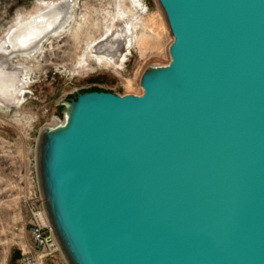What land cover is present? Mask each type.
Returning <instances> with one entry per match:
<instances>
[{"label":"water","instance_id":"water-1","mask_svg":"<svg viewBox=\"0 0 264 264\" xmlns=\"http://www.w3.org/2000/svg\"><path fill=\"white\" fill-rule=\"evenodd\" d=\"M141 93L74 90L36 172L66 264H264V0H156Z\"/></svg>","mask_w":264,"mask_h":264},{"label":"rangeland","instance_id":"rangeland-1","mask_svg":"<svg viewBox=\"0 0 264 264\" xmlns=\"http://www.w3.org/2000/svg\"><path fill=\"white\" fill-rule=\"evenodd\" d=\"M37 1L0 0V35L18 12L31 10ZM76 1L80 2L75 11L76 27L60 32L59 38L48 36L42 41L54 46L47 50L45 61L31 63L37 66L36 77L26 88V98L15 105L12 113L0 109V124L20 133L10 140L0 137V264H66L61 253L44 256L35 246L27 224L32 207L15 179L25 159L33 157L30 151L39 133L63 122L62 102L71 98L74 90L92 88L139 95L143 71L169 61L167 50L172 37L156 0H129L131 14L121 6V0ZM120 19L127 33L114 66L106 59L95 58L92 46L108 32L111 34ZM142 36L146 38L140 45Z\"/></svg>","mask_w":264,"mask_h":264},{"label":"bare ground","instance_id":"bare-ground-1","mask_svg":"<svg viewBox=\"0 0 264 264\" xmlns=\"http://www.w3.org/2000/svg\"><path fill=\"white\" fill-rule=\"evenodd\" d=\"M128 3L129 0L120 1L121 6L131 14L133 9ZM78 5L80 2L76 0H38L31 10L18 12L11 22L5 25L2 35H0V109H11L14 105L19 104L20 99L16 98L17 84L13 77L15 70H21L23 75L24 73L28 75L29 64L45 61L47 50L54 45L49 41L43 44L42 41L48 36L55 37L57 35L56 37L59 38L62 34L75 28V11L78 10ZM151 23L152 18L147 24ZM114 26L116 28H113L114 31L111 34L108 32L106 38L104 37L101 41L95 40L97 42H94L95 44L92 46L95 58L97 57L99 60L109 58L112 61L118 59L127 32L121 19ZM152 32L156 33L154 29ZM76 35L74 34L73 37ZM145 38L144 36L140 38V45H143ZM32 69L35 71L37 66L33 64ZM139 89L141 90L140 87ZM14 116L16 118V115ZM14 120L18 122L17 119ZM3 130L7 131V135ZM1 135L10 140L11 136L17 137L20 133L16 129H7L0 124V137ZM44 221L47 223L46 218Z\"/></svg>","mask_w":264,"mask_h":264},{"label":"built area","instance_id":"built-area-1","mask_svg":"<svg viewBox=\"0 0 264 264\" xmlns=\"http://www.w3.org/2000/svg\"><path fill=\"white\" fill-rule=\"evenodd\" d=\"M34 155L30 159H25L26 166L19 169L17 177H15L17 184L25 191L27 200L31 204V216L28 221V228L35 246L40 250L44 256H52L60 253L58 243L53 235L51 227L43 220L46 217L43 199L41 197L37 172H36V146L31 149Z\"/></svg>","mask_w":264,"mask_h":264},{"label":"flooded vegetation","instance_id":"flooded-vegetation-1","mask_svg":"<svg viewBox=\"0 0 264 264\" xmlns=\"http://www.w3.org/2000/svg\"><path fill=\"white\" fill-rule=\"evenodd\" d=\"M120 55H121V53L119 54V56ZM105 59L110 61L114 66L117 64V62H116L117 60H113L112 61V59H109V58H105ZM32 67H33V64H29V66H28L29 73H28V75H25V73H24L25 76L23 75V72L21 70L20 71L15 70V73H14L13 77H14V79L16 81V84H17L16 85V98L18 97V100L20 99L19 102L23 101L26 98L25 91L29 88L28 85L32 84L33 81L35 80L36 71H34L32 69ZM8 69H10L9 66H8ZM16 71H18V72H16ZM14 107H16V106L14 105L13 107H11V109H10L11 111H9V112H12V109H15ZM2 127H3V124H2Z\"/></svg>","mask_w":264,"mask_h":264}]
</instances>
